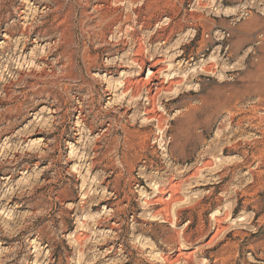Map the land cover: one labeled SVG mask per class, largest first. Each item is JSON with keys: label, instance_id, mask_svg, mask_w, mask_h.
Returning <instances> with one entry per match:
<instances>
[{"label": "rangeland", "instance_id": "obj_1", "mask_svg": "<svg viewBox=\"0 0 264 264\" xmlns=\"http://www.w3.org/2000/svg\"><path fill=\"white\" fill-rule=\"evenodd\" d=\"M0 264H264V0H0Z\"/></svg>", "mask_w": 264, "mask_h": 264}, {"label": "bare ground", "instance_id": "obj_2", "mask_svg": "<svg viewBox=\"0 0 264 264\" xmlns=\"http://www.w3.org/2000/svg\"><path fill=\"white\" fill-rule=\"evenodd\" d=\"M139 11V10H138ZM24 30V29H23ZM139 50V49H138ZM141 52V51H140ZM136 53V52H135ZM137 53H138V51H137ZM136 58V57H135ZM153 64V63H152ZM158 72V71H157ZM155 73H156V71H152V70H150V69H148V78H147V81L145 82L148 86H149V91L148 92H150V89H152L153 87L155 88V91H156V93H159V92H161L162 90H169V88H166L162 83H156L155 82V80H153V77H154V75H155ZM150 79H152V83H149V81H150ZM129 83V82H128ZM169 83H171L170 81H169ZM168 83V84H169ZM171 85H172V83H171ZM122 86V85H121ZM170 87V86H169ZM144 88V87H143ZM171 90V89H170ZM141 93V92H140ZM140 95V94H139ZM160 95V94H159ZM140 100V99H139ZM147 100L149 101V102H153V100H154V97H152V96H150V95H148V97H147ZM153 105V104H152ZM153 107V106H152ZM151 109V108H150ZM147 114H149V111H147ZM153 119V118H152ZM154 120V119H153ZM155 121V120H154ZM158 124H159V121H158ZM164 211V210H163Z\"/></svg>", "mask_w": 264, "mask_h": 264}]
</instances>
